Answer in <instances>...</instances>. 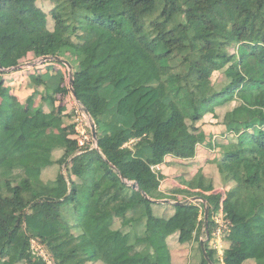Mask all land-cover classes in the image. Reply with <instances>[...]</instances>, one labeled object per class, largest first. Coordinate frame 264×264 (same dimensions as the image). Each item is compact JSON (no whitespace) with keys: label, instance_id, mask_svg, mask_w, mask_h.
<instances>
[{"label":"trees","instance_id":"1","mask_svg":"<svg viewBox=\"0 0 264 264\" xmlns=\"http://www.w3.org/2000/svg\"><path fill=\"white\" fill-rule=\"evenodd\" d=\"M37 1L0 0V264L17 235L25 251L37 240L52 264H173L166 239L175 235L209 264L205 234L216 264L211 205L221 197L195 193L205 218L202 202L162 194L163 170L151 168L190 159L198 145L232 185L222 201L232 224L224 263L264 264V0H51L47 11ZM45 56L71 64L97 147L77 151L72 124L34 140L46 110L62 119L67 70L54 60L6 69ZM217 71L203 92L199 83ZM215 107L221 121L205 123ZM50 166L57 175L44 180ZM165 198L173 213L159 216Z\"/></svg>","mask_w":264,"mask_h":264},{"label":"crops","instance_id":"2","mask_svg":"<svg viewBox=\"0 0 264 264\" xmlns=\"http://www.w3.org/2000/svg\"><path fill=\"white\" fill-rule=\"evenodd\" d=\"M48 1L49 0H44L43 3L40 4L42 9L46 11L52 7V3L49 4ZM29 95H31V91H29L28 89L18 93V96L21 100H25ZM69 103L70 97L68 95V104ZM69 109L71 110L72 108L69 107ZM70 115L71 113L69 115H66V113H64L61 115L62 119L60 118L59 120V118H55L51 115L50 110H46L44 121L41 125L42 132L36 138H34V140L36 142H44L48 136H58L61 130L63 128H66L67 124H71ZM205 126L206 131L212 129V127H209L207 125ZM214 130L215 129L209 130L210 134L212 132H215ZM211 135L212 139L216 137V134ZM219 139L220 138H218V140ZM211 155L212 154L210 153L209 147L205 145H198L195 156L190 159H182L177 160L175 162H168L165 164L160 163L159 168H162L163 170L161 173L162 176L159 186L160 192H162V194L166 193L168 194V196L176 198L179 202L200 201L203 203V206H207L206 201L194 200L193 198L197 197L195 193H201L206 196L217 194L220 197L224 196L223 200H225L226 193L231 189L232 185L224 183L225 180L222 175H220L217 164H213L212 161H210ZM168 160L169 158L166 157L164 159V162ZM57 172L58 171L55 167L50 166L43 170L42 178L44 180H53L56 177ZM200 176H202L201 179L199 178ZM193 181H196V183L191 184ZM162 200L167 201L163 202ZM173 203H175V200L168 198L157 200L156 206L154 207V211L159 216H169L173 213V207L171 205ZM222 205L223 204H220V206ZM212 208L213 206L211 205V209ZM222 210L224 211V208ZM224 213L226 214L225 211ZM202 236H200V240H202ZM228 239L229 237L223 240V246L224 248H226V250L231 247V240ZM176 240L177 238L175 235L169 236L166 239L168 248L171 253L172 263L200 264L201 254L198 249H194L195 244L193 245V243H191L185 248H180L176 244ZM215 256L217 261L216 264H225L224 261L217 257L216 254ZM243 264H253V261L247 260L244 261Z\"/></svg>","mask_w":264,"mask_h":264},{"label":"built area","instance_id":"3","mask_svg":"<svg viewBox=\"0 0 264 264\" xmlns=\"http://www.w3.org/2000/svg\"><path fill=\"white\" fill-rule=\"evenodd\" d=\"M68 70V69H67ZM68 79V77H67ZM69 106L72 108L70 110V123L73 125L74 130V137L76 139V145H77V151H79L81 148L89 147V148H95L97 147L96 141L92 138L91 132H90V123L87 114L84 112L83 105L81 103H78L77 101H71L70 97V103ZM68 112V107H63L61 115ZM214 140H218V137H214ZM212 152V150H211ZM152 170L154 172L159 171V164H155L151 166ZM224 199V196L221 197L220 204H222V201ZM218 207L212 208L211 211V217L214 223V229L211 232V245L213 247V252L223 260V253L226 250L223 246V240L228 238L230 234V230L232 227L231 222L227 219L226 214L224 213L223 205ZM208 239V234H205L202 236V240L205 241ZM30 248L33 251V253L37 252L42 256V250L41 244L35 240L31 239L30 241ZM43 260L47 264H52L53 260L49 253H46V256L43 257Z\"/></svg>","mask_w":264,"mask_h":264},{"label":"rangeland","instance_id":"4","mask_svg":"<svg viewBox=\"0 0 264 264\" xmlns=\"http://www.w3.org/2000/svg\"><path fill=\"white\" fill-rule=\"evenodd\" d=\"M43 1L44 0H39V1H37V5L39 6L40 4H42L43 3ZM50 1L51 0H49L48 2H49V4H50ZM52 1H54V0H52ZM47 2V3H48ZM32 62H34V61H32ZM227 69V68H226ZM225 69V70H226ZM221 74H223L222 72H215L214 74H213V77L211 78V79H208V80H203V81H201L200 83H199V87H200V89L203 91V92H206L207 90H208V88H209V85H210V83H212V81H213V83H215L214 81H216V79L218 78V77H221L222 75ZM69 96L71 97V101H76L74 98H73V96L69 93ZM234 108H235V112H240L241 110H243V104H241V103H237V102H235L234 103ZM68 108L70 107L69 106V104H68V106H67ZM210 108H211V106H210ZM210 111V113L212 114V117H210L209 115L208 116H205L204 118H203V121L205 122V123H207V124H210V121H212V120H214V122H218V121H221V119H222V115L224 114V109L223 108H218V107H215V109H210L209 110ZM212 129H215V128H212ZM212 129H209V130H212ZM244 136V135H243ZM242 136V138H244ZM230 138H240V135L238 136V137H234V136H230ZM218 141V140H217ZM209 150H210V153L212 154V152H211V149L209 148ZM1 162H3V160H1L0 159V163ZM21 242V240H20V236L19 235H17L16 237H15V239H14V241L12 242V247L14 248V250H11V252L9 253V255H5L4 256V258H5V263L6 264H12L13 262H14V260H15V255H17L18 253H21L22 254V256H23V258H24V256L25 257H27V258H24L27 262H25V260H22V261H24L23 262V264H35L36 262H37V259L38 258H42V256L43 257H45L46 256V253H47V250L44 248V246L43 245H41V249L42 250H44V251H42V256L40 255V254H38L37 252H35V253H33V251L31 250V248H30V244H29V250L28 249H26V250H28V251H25V245L24 244H22V243H20ZM123 247H120V248H117V249H122ZM194 249H197V246H195V248ZM13 251V252H12ZM43 259V258H42ZM17 261H15L14 263H16ZM221 262V261H220ZM18 263V262H17ZM20 264V263H19Z\"/></svg>","mask_w":264,"mask_h":264},{"label":"water","instance_id":"5","mask_svg":"<svg viewBox=\"0 0 264 264\" xmlns=\"http://www.w3.org/2000/svg\"><path fill=\"white\" fill-rule=\"evenodd\" d=\"M45 60H54V61H57L63 65H65L68 69V81H67V85H68V88H69V91L70 93L72 94V96L74 97V99L80 103L78 101V98L76 97V93H75V90L73 88V72H72V66L71 64L68 62V60L66 59H63V58H60V57H57V56H54V57H51V56H45V57H42L34 62H29V63H23V64H19L17 66H14V67H11V68H7L6 71H11V70H17V69H23V68H27V67H31L33 66L34 64H37L39 62H42V61H45ZM1 69V67H0ZM83 109H84V112L87 114L88 116V119H89V123H90V132H91V135H92V138L96 141L97 140V133H96V128H95V124H94V121H93V118L91 117V115L89 114L88 110L83 106ZM131 186L133 188H137V184L135 182H132L131 183ZM194 200H201V201H204V198L200 197V196H197V197H194L193 198ZM163 202H166L167 200H162ZM177 203H182V202H177ZM208 207L205 206L204 207V217L207 218L208 217ZM27 212V209L25 210L24 212V215L26 214ZM200 246L202 248V251H203V254L205 256V258H207L208 262L210 264H213L209 258L207 257L206 255V251L204 250V241H201L200 242Z\"/></svg>","mask_w":264,"mask_h":264},{"label":"clouds","instance_id":"6","mask_svg":"<svg viewBox=\"0 0 264 264\" xmlns=\"http://www.w3.org/2000/svg\"><path fill=\"white\" fill-rule=\"evenodd\" d=\"M39 59V58H38ZM38 59H36V60H38ZM36 60H34V61H36ZM43 62V61H42ZM28 63V62H27ZM61 64V63H60ZM35 65V64H34ZM33 65V66H34ZM63 65V64H62ZM65 66V65H64ZM32 67V66H31ZM28 68V67H27ZM65 68H66V70H67V67L65 66ZM24 69V68H23ZM17 70H19V69H17ZM12 71V70H11ZM67 77H68V70H67ZM67 81H68V79H67ZM69 93H70V91H69ZM71 94V93H70ZM72 95V94H71ZM70 97V96H69ZM74 98V97H73ZM204 207L205 206H203V209H204ZM208 207V206H207ZM201 241H203V240H201ZM215 254V253H214Z\"/></svg>","mask_w":264,"mask_h":264}]
</instances>
